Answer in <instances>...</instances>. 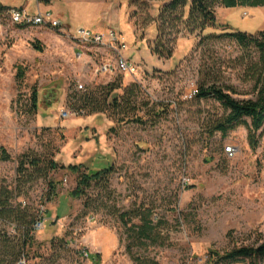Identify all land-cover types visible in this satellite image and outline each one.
I'll return each instance as SVG.
<instances>
[{
	"label": "rangeland",
	"instance_id": "rangeland-1",
	"mask_svg": "<svg viewBox=\"0 0 264 264\" xmlns=\"http://www.w3.org/2000/svg\"><path fill=\"white\" fill-rule=\"evenodd\" d=\"M39 1L68 25L64 33L10 22L0 29V146L15 159L30 152L60 166L83 165V172L110 165L116 172L109 188L100 182L88 189L89 208L87 197L71 196L77 175L68 169L27 186L23 198L42 208L46 217L45 228L34 232L33 245L24 252L27 263L207 264L212 250L261 245L264 129L255 149L247 125L227 136L212 134L225 109L214 99H193L200 82L215 78L236 99L256 98L254 50H243L229 38L200 45L199 38L180 34L172 58L152 54L157 27L153 24L143 34L144 4L156 17L168 0H134V6L133 0ZM11 2L24 6L27 0ZM36 9L34 1L27 11ZM80 27L105 36L112 30L120 33L127 45L123 54L131 56L138 72L101 73L100 66L116 53L75 40ZM234 31H264V8L218 7L217 25L206 34ZM19 66L26 69L21 84ZM109 85L121 86L125 94L119 109L78 114L69 102L75 92ZM34 90L37 113L31 111ZM165 105L166 114L152 115ZM63 110L70 115L61 116ZM126 117L142 118L143 123L120 121ZM230 145L236 147L233 155L225 153ZM16 167V161L0 163L1 176L14 180ZM50 180L60 183L51 201ZM139 206L153 211L156 240L142 243L120 220L121 213Z\"/></svg>",
	"mask_w": 264,
	"mask_h": 264
},
{
	"label": "trees",
	"instance_id": "trees-1",
	"mask_svg": "<svg viewBox=\"0 0 264 264\" xmlns=\"http://www.w3.org/2000/svg\"><path fill=\"white\" fill-rule=\"evenodd\" d=\"M136 1V0H135ZM134 0L132 5H135ZM137 5V4H136ZM146 19L143 22V34L151 25L157 27V37L150 47L152 54L170 59L174 55L173 43L180 34L193 35L200 39V45L209 41L229 38L243 50L252 51L258 55L254 64L257 97L254 99H236L230 90L220 86L219 81L203 80L198 84L193 99H214L225 109V114L213 125L211 133L221 132L227 136L238 126L244 124L249 129V142L255 149L259 144V133L264 129V31L249 33L247 31L226 32L223 34H206V31L217 25V8L264 7V0H168L159 9L156 17L149 14L150 6L146 3ZM9 7L0 5V13ZM144 37V36H142ZM26 69L19 66L17 81L24 82ZM119 85L96 87L84 92L78 91L70 96L78 114H102L121 108L124 92ZM127 87H125L126 89ZM31 111L37 113L39 108L38 92L31 95ZM168 105L154 110L152 115L159 117L167 113ZM250 121V123L248 122ZM122 122L143 123L139 117H126ZM17 162L16 177L9 181L0 174V264H17L25 257L28 246L33 245L35 224L43 216L42 208L30 206L23 198L29 191L28 185L39 180H48L50 173L59 169H68L77 175V185L71 196L84 200L85 207H90L88 189L94 183L103 182L104 188H109L111 177L116 172L114 165L100 170L82 171L83 165L60 166L53 158L34 153H23L15 159L4 146H0V163ZM59 182L49 181L48 200L58 194ZM120 220L128 227L130 235H137L139 241L157 239V224L150 208L139 206L136 209L121 213ZM164 224V219L160 220ZM131 251V247L129 248ZM26 258V257H25ZM264 259V241L257 247H235L225 252L212 250L207 264H237L248 261L249 264H259ZM157 264V262H151Z\"/></svg>",
	"mask_w": 264,
	"mask_h": 264
},
{
	"label": "built area",
	"instance_id": "built-area-1",
	"mask_svg": "<svg viewBox=\"0 0 264 264\" xmlns=\"http://www.w3.org/2000/svg\"><path fill=\"white\" fill-rule=\"evenodd\" d=\"M7 22L21 27H51L63 33L65 31L63 21L56 18L51 11L30 13L25 9L12 7L8 8L4 13H0V29H3ZM73 38L86 44L103 45L115 51L116 57L114 60L103 63L100 66L99 71L101 73H114L117 70L134 75L138 72L137 64L123 54L127 45L120 33L112 30L105 36L104 34L80 27L73 34ZM80 88L82 89L84 86L80 85ZM69 115L70 113L66 110L61 112V116L63 117H68ZM235 151L236 147L234 145L225 147L227 155H233ZM45 223L46 217L45 213H43V216L35 224V231H42L45 228ZM17 264H28L27 259L22 257L18 260Z\"/></svg>",
	"mask_w": 264,
	"mask_h": 264
},
{
	"label": "crops",
	"instance_id": "crops-1",
	"mask_svg": "<svg viewBox=\"0 0 264 264\" xmlns=\"http://www.w3.org/2000/svg\"><path fill=\"white\" fill-rule=\"evenodd\" d=\"M13 0H0V5H3L5 7H9V8H12V7H16V8H22V9H25V10H29V7L34 3V1L37 2V9L35 10V12L32 11V13H36L37 11H42V12H45V11H48L50 9H44V6H50L48 4H45V3H41L39 0H27V3L26 5H22V2H11ZM20 1V0H19ZM245 8H249V7H245ZM260 8V7H259ZM261 8H264V7H261ZM253 9V8H251ZM256 9V8H254ZM31 12V11H30ZM59 16V17H58ZM57 17L59 19H61L63 21V23L65 24L66 22H64L63 18L61 17V15H58ZM65 25H68V24H65ZM70 29V28H69ZM98 33V32H97ZM128 57V56H127ZM131 56H129L128 58L131 60L130 58Z\"/></svg>",
	"mask_w": 264,
	"mask_h": 264
}]
</instances>
